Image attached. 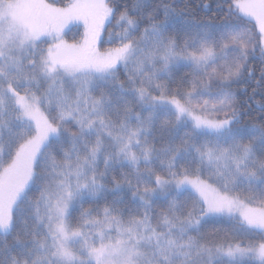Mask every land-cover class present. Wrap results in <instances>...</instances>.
<instances>
[{"label":"snow or ice","instance_id":"1","mask_svg":"<svg viewBox=\"0 0 264 264\" xmlns=\"http://www.w3.org/2000/svg\"><path fill=\"white\" fill-rule=\"evenodd\" d=\"M0 264H264V0H0Z\"/></svg>","mask_w":264,"mask_h":264},{"label":"trees","instance_id":"2","mask_svg":"<svg viewBox=\"0 0 264 264\" xmlns=\"http://www.w3.org/2000/svg\"><path fill=\"white\" fill-rule=\"evenodd\" d=\"M196 3H199L200 0H195ZM209 2H212V0H209ZM213 8H215V4L213 3ZM201 15H203V13H201ZM83 29L80 28V29H76V28H73L71 31L68 32L67 36H66V39H73V38H79V33H82ZM251 94V88H249V95ZM243 99H246V97H243ZM256 100H260L261 97L257 96L255 97ZM256 113L253 112L251 113V116H255ZM85 207H87V205H85Z\"/></svg>","mask_w":264,"mask_h":264}]
</instances>
